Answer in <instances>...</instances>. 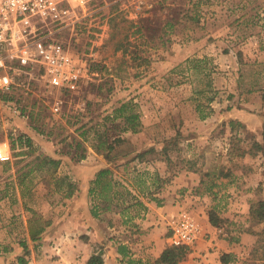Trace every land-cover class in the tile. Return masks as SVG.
Listing matches in <instances>:
<instances>
[{
  "label": "rangeland",
  "instance_id": "obj_1",
  "mask_svg": "<svg viewBox=\"0 0 264 264\" xmlns=\"http://www.w3.org/2000/svg\"><path fill=\"white\" fill-rule=\"evenodd\" d=\"M75 14L60 38L83 70L76 92H48L21 79L22 86L0 95V142L10 153L0 162V264L20 256L27 264H82L90 248L80 242L103 253L106 244L124 248L118 244L126 241L153 264L169 246L168 233L162 223L148 225L149 217L143 224L144 201L163 207L167 200L186 206L204 232L179 264H221L223 254L232 255L230 264H264V222L248 214L250 204L264 200L257 148L264 128V0H91ZM128 101L141 129L111 131L110 140L119 135L127 142L107 162L90 148L92 131L84 137L82 128H110L106 117ZM233 111L244 113L245 123L231 118ZM20 135L31 145L11 149L9 141ZM44 158L59 161L57 169ZM104 168L111 170L112 193L102 203L88 190ZM210 213L222 227L209 224ZM89 219L104 245L88 243ZM39 226L43 233L31 241L30 229Z\"/></svg>",
  "mask_w": 264,
  "mask_h": 264
},
{
  "label": "built area",
  "instance_id": "obj_2",
  "mask_svg": "<svg viewBox=\"0 0 264 264\" xmlns=\"http://www.w3.org/2000/svg\"><path fill=\"white\" fill-rule=\"evenodd\" d=\"M90 1L0 0V95L10 94L24 82L27 87L38 82L48 92H76L84 77L83 70L60 36L75 23V9L84 8ZM10 109L19 114L16 105L10 104ZM58 110L55 106L54 112ZM9 158L8 143L0 142V162ZM162 224L169 246L190 248L204 235L191 211L174 201L162 216Z\"/></svg>",
  "mask_w": 264,
  "mask_h": 264
},
{
  "label": "trees",
  "instance_id": "obj_3",
  "mask_svg": "<svg viewBox=\"0 0 264 264\" xmlns=\"http://www.w3.org/2000/svg\"><path fill=\"white\" fill-rule=\"evenodd\" d=\"M134 108L135 104L132 101L124 102L120 104L117 108H114L112 110V114L106 117V121L111 122L110 128L103 127V130H100L98 128H89L86 130L82 128L83 131L81 132V135L84 137L87 134V131H92L93 136L91 138L90 148L95 154L101 155L107 162L113 161L114 157L112 156V152L115 151L117 147L127 142L125 138L119 135L112 137V139L110 140L109 134L111 133V131L118 130L120 133L130 132L132 134H136L140 131V114L139 112H136ZM118 119L121 120V126H114L115 121ZM230 123H233V121ZM235 123L236 122H234V124ZM261 135L262 144H258L257 148L261 152L264 162V128L262 130ZM9 144L10 148L13 149L15 144H17L18 146H23L24 144L26 146H30L31 141L26 136L20 135L17 138L10 140ZM76 147L81 148V143H77ZM138 156L140 158L143 157V155L140 154ZM83 159H85V157L84 155H81L79 157V160ZM42 164L52 165L54 169H57L59 161L53 160L51 158H44ZM110 175V169L104 168L99 170L96 173L94 180L91 182V187L88 190L90 195H97L98 201L102 203L108 202L111 199L112 184L111 181L108 180V176ZM67 179V177L60 178V184L67 185ZM72 194L73 190L69 189L66 193V197H70ZM90 213L92 217H97V212L95 210L92 209ZM248 214L249 217L256 223L264 222V200H260L256 203L250 204ZM208 218L209 224L211 226H221V219L218 218L215 214L210 213ZM43 231L44 226H39L38 228L30 229V240L36 241L39 238L40 234L43 233ZM22 248L24 251H27L25 244L22 245ZM120 251L123 252L121 248ZM188 252L189 249L187 247L167 246L161 251L159 256L154 260L153 264H179L186 258ZM232 261V255L230 254H223L220 257L221 264H230ZM11 264H27V260L24 256H20L17 258L15 263ZM87 264H103L102 253L99 252L97 254H92L87 260Z\"/></svg>",
  "mask_w": 264,
  "mask_h": 264
},
{
  "label": "crops",
  "instance_id": "obj_4",
  "mask_svg": "<svg viewBox=\"0 0 264 264\" xmlns=\"http://www.w3.org/2000/svg\"><path fill=\"white\" fill-rule=\"evenodd\" d=\"M233 113L232 116H230L233 119H237L238 121L245 123L242 121L241 117H244V113H236V112H231ZM240 115V116H239ZM77 200V199H76ZM173 200L169 201L167 200V202L164 204L163 207H159L154 201H149V202H145L144 201V206L146 207V220L144 221L143 224H145L148 221V217H149V222L148 225H159V223H162V216L168 212L171 209V202ZM162 211H164V213H161ZM77 217V214H76ZM92 219H89L87 221H89L90 225H92V227L94 228L91 229V233H90V238L88 240V243H93L94 245H96L97 243L99 245H104V244H100V239L99 237H96L97 235L94 234L93 231H96V224L94 223V221H91ZM137 224L140 223V221H136ZM155 231V229H154ZM161 234L158 235V238H160ZM168 236V235H167ZM167 240V237H166ZM106 241V240H105ZM161 242V241H160ZM126 243V244H125ZM80 245L83 249H89L88 250V254H85L84 256H82V264H87V260L90 258V256L95 253L93 252V250L91 249L90 245H86L82 242H80ZM118 245H126L123 247H111V245L106 244L104 246V252L102 253V260H103V264H128V261H130L131 264H139L141 262V264L145 263V259L143 258V255L137 256L136 253L133 252V248L131 246V244H129V242H123L121 244ZM80 247V246H79ZM120 248L123 250V252L120 251ZM157 250V248H156ZM162 250H158V253L156 254V257L159 256V254L161 253ZM97 254V252L95 253ZM138 257V258H136ZM135 258V260H133ZM139 262V263H134V262Z\"/></svg>",
  "mask_w": 264,
  "mask_h": 264
}]
</instances>
